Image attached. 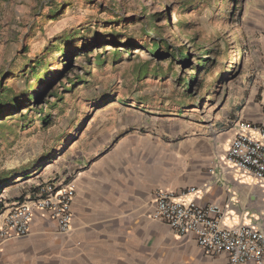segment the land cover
Returning <instances> with one entry per match:
<instances>
[{"label":"rangeland","instance_id":"obj_1","mask_svg":"<svg viewBox=\"0 0 264 264\" xmlns=\"http://www.w3.org/2000/svg\"><path fill=\"white\" fill-rule=\"evenodd\" d=\"M260 2L0 0V88L20 97L19 109L5 106L0 117V181L8 182L0 217L6 204L61 169L62 155L95 114L139 116L180 140L222 129L212 124L233 104L244 19L263 10ZM162 40L170 49L152 54ZM56 46H73L69 65ZM82 48L86 54L78 56ZM181 50L188 62L170 56ZM39 60L49 88L29 73ZM193 77L191 87L184 83ZM47 115L44 125L39 120Z\"/></svg>","mask_w":264,"mask_h":264},{"label":"crops","instance_id":"obj_2","mask_svg":"<svg viewBox=\"0 0 264 264\" xmlns=\"http://www.w3.org/2000/svg\"><path fill=\"white\" fill-rule=\"evenodd\" d=\"M263 10L244 19L242 80L232 106L212 124L222 129L180 140L139 116L136 121L131 114H95L62 155L60 172L52 170L41 180L73 181L71 231L60 234L46 214L37 212L28 236L0 240V264H230L225 255H206L192 234L178 236L153 220L154 198L159 190L194 187L200 206H221L225 225L263 220L264 187L231 171L225 161L233 122L261 119Z\"/></svg>","mask_w":264,"mask_h":264},{"label":"built area","instance_id":"obj_3","mask_svg":"<svg viewBox=\"0 0 264 264\" xmlns=\"http://www.w3.org/2000/svg\"><path fill=\"white\" fill-rule=\"evenodd\" d=\"M234 137L226 151L228 168L250 176L264 187V105L258 123L237 119ZM199 190H159L155 194L153 220L163 222L178 236L192 234L208 256L225 255L230 264H264V218L257 225H225L219 204L200 206ZM76 196L73 181L58 178L42 182L29 196L5 209L0 222V240L26 237L37 212L46 214L60 234L72 229V204Z\"/></svg>","mask_w":264,"mask_h":264},{"label":"trees","instance_id":"obj_4","mask_svg":"<svg viewBox=\"0 0 264 264\" xmlns=\"http://www.w3.org/2000/svg\"><path fill=\"white\" fill-rule=\"evenodd\" d=\"M118 21L111 22V24H115ZM167 44L168 43L163 41V40H162V44H159L158 42L154 43L152 45V47H153L152 54H154V53H156L158 51L162 52V49L168 51L170 48H169V46L165 47ZM56 48L59 49V51L62 54V57L65 58L66 60H68V64L67 65H69L70 61H71L70 51H72L73 46H69L68 50H66V49L62 50L60 48V46H56ZM85 49L86 48H82V49L77 50L78 51V53H77L78 56H80V55H84L85 56V54H86L85 53ZM170 56L172 57L173 60H175L177 58L180 61H184V62H188V57H189L188 54H185L184 50H181V52L178 53V54L176 52L175 53H171ZM204 60H206V59H204ZM204 60H201L199 62V64H198L199 68H203L204 69L206 67V64H205L206 62L204 63ZM207 60H208V58H207ZM43 68H44V61L43 60H39V61L36 62V64L34 66L31 67V70L29 72L32 76H36L37 77V81L40 82V88L41 89L44 88L45 86H47V88L50 87L49 82H48L50 77L47 76V72H42ZM230 73L231 72H227L228 75ZM148 74H149L148 70L143 72V75H148ZM41 75H43V76L41 77ZM192 80H194V77L189 79L188 83L186 81H184V83L188 84V86L191 87ZM9 90H10L9 88H5V87L0 88V117H1L2 113L5 112V110H6L4 108L5 106H9V110H12L13 112H16L19 109L20 97L19 96H13V95L10 96L9 95L10 93H8ZM44 94H46V93H43V97H44ZM55 95L56 94H54V96H53L54 98H55ZM60 96L61 95L58 96L59 100L62 99ZM30 100H31V98H30ZM34 111H35L34 109H28V112H26V113H31V112H34ZM25 116H26V114L24 116L21 115V117H25ZM50 117H51L50 115H47L46 117H42L41 116L40 117L41 120H39V121H41L44 125H46V124L50 123L49 122L50 121ZM5 187H8V182L0 181V195H1V193H2V191H3V189Z\"/></svg>","mask_w":264,"mask_h":264}]
</instances>
